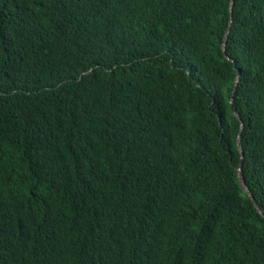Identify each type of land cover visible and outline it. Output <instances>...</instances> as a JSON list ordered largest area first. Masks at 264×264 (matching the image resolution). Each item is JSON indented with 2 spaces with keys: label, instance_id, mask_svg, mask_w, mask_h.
Listing matches in <instances>:
<instances>
[{
  "label": "trees",
  "instance_id": "trees-1",
  "mask_svg": "<svg viewBox=\"0 0 264 264\" xmlns=\"http://www.w3.org/2000/svg\"><path fill=\"white\" fill-rule=\"evenodd\" d=\"M230 1L0 0V264H264V0Z\"/></svg>",
  "mask_w": 264,
  "mask_h": 264
},
{
  "label": "water",
  "instance_id": "water-1",
  "mask_svg": "<svg viewBox=\"0 0 264 264\" xmlns=\"http://www.w3.org/2000/svg\"><path fill=\"white\" fill-rule=\"evenodd\" d=\"M233 2H234V0H231L230 1V8H229L230 22L232 20V7H233ZM225 45H226V35L224 37L223 44H222V50H223V52H226ZM238 74H239V71H238ZM234 95H235V93H233L231 105H233ZM234 115L240 117L239 113H237V112H234ZM238 146H239V149L241 151V156H242V159H243V157H244V151L242 149V145H241L240 140L238 141ZM239 181H240V184H241L243 190L245 192H247L251 196L252 200L254 201L255 205L257 206L256 200H255L254 196L250 193L249 188H248V186H247V184L245 182V179L243 177V173H242V162H240V166H239ZM257 208L261 212V209L258 206H257Z\"/></svg>",
  "mask_w": 264,
  "mask_h": 264
}]
</instances>
